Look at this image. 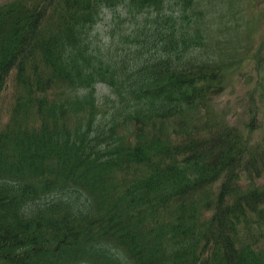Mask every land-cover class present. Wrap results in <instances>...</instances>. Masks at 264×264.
<instances>
[{
    "label": "trees",
    "instance_id": "obj_1",
    "mask_svg": "<svg viewBox=\"0 0 264 264\" xmlns=\"http://www.w3.org/2000/svg\"><path fill=\"white\" fill-rule=\"evenodd\" d=\"M208 20L0 0V264H264V42L232 71L200 51ZM248 66V101L223 103Z\"/></svg>",
    "mask_w": 264,
    "mask_h": 264
},
{
    "label": "rangeland",
    "instance_id": "obj_2",
    "mask_svg": "<svg viewBox=\"0 0 264 264\" xmlns=\"http://www.w3.org/2000/svg\"><path fill=\"white\" fill-rule=\"evenodd\" d=\"M206 11L209 12L207 21L208 39L205 46L200 49L203 56H211L223 62L230 70H236L252 59L255 52L264 41V0H241L240 5H231L230 0H201ZM110 14L98 26L99 38L105 37L108 32ZM254 20H259L258 29L249 31V25ZM263 47V48H262ZM261 49L264 51V46ZM251 62L255 67L264 72V64L258 66L255 59ZM264 63V62H263ZM257 69L246 67L244 74L239 73L236 85L227 91L221 101L227 103L231 98L233 103L248 101V87L258 79ZM256 74V77L253 75ZM260 75L259 78L263 77ZM234 91V92H233ZM110 93V88L105 84L98 85V95L102 98Z\"/></svg>",
    "mask_w": 264,
    "mask_h": 264
}]
</instances>
